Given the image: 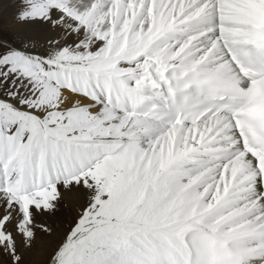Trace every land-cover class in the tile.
Wrapping results in <instances>:
<instances>
[{"label": "snow or ice", "instance_id": "6c2138e0", "mask_svg": "<svg viewBox=\"0 0 264 264\" xmlns=\"http://www.w3.org/2000/svg\"><path fill=\"white\" fill-rule=\"evenodd\" d=\"M0 264H264V0H0Z\"/></svg>", "mask_w": 264, "mask_h": 264}, {"label": "bare ground", "instance_id": "6f19581e", "mask_svg": "<svg viewBox=\"0 0 264 264\" xmlns=\"http://www.w3.org/2000/svg\"><path fill=\"white\" fill-rule=\"evenodd\" d=\"M67 218V212L62 210L61 213H58L55 217L52 218L50 222H53L57 225L63 226V223L66 221Z\"/></svg>", "mask_w": 264, "mask_h": 264}]
</instances>
